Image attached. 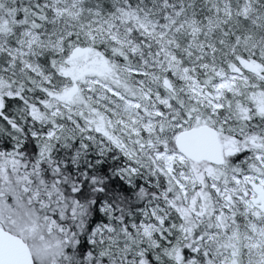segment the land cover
<instances>
[{
  "label": "snow or ice",
  "instance_id": "obj_1",
  "mask_svg": "<svg viewBox=\"0 0 264 264\" xmlns=\"http://www.w3.org/2000/svg\"><path fill=\"white\" fill-rule=\"evenodd\" d=\"M0 264H264V0H0Z\"/></svg>",
  "mask_w": 264,
  "mask_h": 264
}]
</instances>
